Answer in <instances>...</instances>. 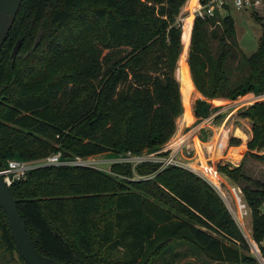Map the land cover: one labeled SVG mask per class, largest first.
<instances>
[{
	"label": "trees",
	"instance_id": "obj_1",
	"mask_svg": "<svg viewBox=\"0 0 264 264\" xmlns=\"http://www.w3.org/2000/svg\"><path fill=\"white\" fill-rule=\"evenodd\" d=\"M194 1L188 0L186 11ZM186 2L23 0L0 52V169L12 158L34 161L60 153L69 161L161 150L184 110L176 70L183 48L179 17ZM257 12L256 20L262 21ZM216 16L194 19L188 63L196 88L211 99L264 94V31L255 52H240L241 72L233 80L229 62L238 56V45L230 39L235 41L236 22L231 14ZM218 17L221 24L209 33L207 24ZM210 36L218 39L216 53ZM185 54L179 73L187 74L191 87ZM215 110L195 101L196 116ZM239 115L252 121L248 148H264V100L242 107ZM223 117L218 113L213 121ZM238 154L236 148L232 156ZM249 154L264 160V154ZM218 167L233 182H245L242 196L231 186L238 219L264 256V180L247 175L243 162ZM134 169L141 178L128 181ZM110 170L44 165L13 182L19 212L41 253L64 264H152L183 243L217 262H255L222 196L200 175L155 161L135 167L116 162ZM0 264H28L1 207Z\"/></svg>",
	"mask_w": 264,
	"mask_h": 264
},
{
	"label": "rangeland",
	"instance_id": "obj_2",
	"mask_svg": "<svg viewBox=\"0 0 264 264\" xmlns=\"http://www.w3.org/2000/svg\"><path fill=\"white\" fill-rule=\"evenodd\" d=\"M183 10H184V8L182 9V12L180 14V21L182 22L183 19H186V21L183 22V26L185 27V29L183 28V30H184L183 43H182L183 48H182V53H181L179 61H178L176 75H177V78H178L179 83H180L182 102H183V107H184L185 103L187 102V99H186V97H187L186 92L187 91L185 90L187 77L185 76V73L180 74L178 70H180L184 67V62H185L184 54H185V52L187 54V61H188L190 44H191L190 43L191 42V40H190L191 32H189V31L192 30L193 18H191V19L188 18L190 15L186 16L187 11H183ZM192 13H193V11H192ZM227 14H231L234 17L235 22H236V36L234 37L235 41H233V39H230V41H231V45L234 42L237 43L238 47L236 48V51L238 53L236 51L235 52L238 54V56L229 62L230 73H231L232 79L235 80L239 77L240 72H241V69L238 67L239 66V59L238 58L240 56V52H243V53H246L247 55H250L258 49L259 42H260L261 36L263 34V31H264L263 30L264 6H263V8H261L257 12V14L261 17L262 21L256 20L254 14H253V10H251V9H239L234 5H232L226 13H224L223 15H220V18L224 17ZM217 19L218 20L216 21L215 24H210V23L207 24V28H208L209 33H211L213 30H215L217 28L218 25L221 24L219 17ZM187 30H189V31H187ZM210 40H211V47H212L213 51L216 53L219 49L218 39L210 36ZM236 100H238L236 104H235V102H231V101H228V102H231L232 104L234 103L233 106H236L239 104L240 107H246V106L254 103L255 101L264 100V96H261L258 98L256 94H254L252 92H247V93L239 96ZM221 104H223V103H221ZM193 105H194V102H193ZM183 112H184V110H183ZM189 118L190 119H185L184 121L179 122V124H178L179 128H181V129H183L185 126L191 124L187 130H184V132L185 131H187V132L191 131L193 133L194 131H197V130H199V128L202 127V122L200 123L199 121H196V119L194 121L193 114L190 115ZM193 121H194V123H192ZM224 126H225V123H224ZM197 132H199V131H197ZM204 134L207 135V133H205V132H204ZM213 135H214L213 133L209 134L208 141L212 139ZM223 138L226 141V135L223 136L222 139ZM223 144H225V143H222V145ZM171 146H175V144H171ZM166 147H167V145L164 147L162 152H165L167 150ZM157 152L158 151L145 150L139 155L133 154L134 156L140 157V158H138V159L136 158L133 160V162H129V163H131L132 166L135 167L136 165L140 164L141 162L151 161V158H153ZM169 153H170V151H169ZM126 155H127V152L125 153L124 151H122L121 153H118V155L113 153V152H110V153H103V154L91 156L89 158L84 159V161H85V163H88L91 166H94V167H97L99 169L110 172L111 171L110 169H111V166L113 163H116V162L127 163L128 162L127 160L124 159L126 157ZM240 155H241V148H240ZM232 157L234 159H239L240 156L236 155V156H232ZM215 159H217V157H215ZM248 161H250V159H248ZM260 164L264 165V160H260ZM216 165H218V164L216 163ZM259 167L260 166H258V167L251 166L249 168L252 169V173L256 177L264 179V168L258 169ZM217 169L219 170L218 166H217ZM219 172H220V170H219ZM139 178H141V175L137 172L136 169H134L133 176L128 177V181H133V180H136ZM214 180L216 181V183L219 185V188H220V189L219 188H217V189L215 188V189L222 196L226 206L228 207L230 212L233 214V216L237 220L238 224L240 225L241 229L243 230L245 236L249 240V243H250L251 248H252L250 254L255 258V262L251 263V264H264V256L261 255V253L259 252L258 246L254 243V241L252 239V232H251V234H248V232H246L244 230L243 224H241L240 220L238 219V214H237L238 206L236 203V199H235V197L231 191V188H232L231 186L233 185L237 189L238 193L242 196V186L245 184V182H241L238 184L235 182L234 183L231 182V184H230V182H228L227 179H225V182H227V183H225V182L223 183V181L220 183L219 179L216 180V178H214ZM244 207H245V210L249 216L250 224L252 225L250 207L247 205V203L244 205ZM263 210H264V206H263ZM152 264H232V263L217 262V261L211 260V259L207 258L200 251L194 250L190 245L182 243V244H175L166 254H164L160 258L156 259Z\"/></svg>",
	"mask_w": 264,
	"mask_h": 264
},
{
	"label": "crops",
	"instance_id": "obj_3",
	"mask_svg": "<svg viewBox=\"0 0 264 264\" xmlns=\"http://www.w3.org/2000/svg\"><path fill=\"white\" fill-rule=\"evenodd\" d=\"M188 6L189 4L187 0L186 4L183 7L184 8L183 11H186L185 9L188 8ZM193 22H194V19H193ZM193 22H192V27H193ZM191 34H192V30H191ZM190 40H191V37H190ZM187 67L189 69L188 77L189 79H191V83H190L191 87H189L188 83L186 82L185 90L187 91L186 92L187 102L185 103V106L183 107L184 108L183 114L180 115L176 121V124H177L176 131L173 137L171 138V140L166 144L167 145L166 151H170V153H174L178 157L184 158L185 148L187 147V145H190L191 150H192V157L190 158V161H191V165L194 166L195 168L202 167L206 164H211L217 167L218 165H216V163L224 164V163L230 162L232 163V165H239L241 162H243L244 171L246 172L247 175L255 179L264 180L259 177H256L252 173V169L249 168L251 166H256V167L260 166L258 169L264 168V165L260 164L259 159L249 154V153H252L256 155H262L264 154V148L260 150L248 148L247 144L252 139V136H253L252 121L249 118H244L239 115L240 109L242 108L240 107L239 104L236 106H233L234 103L233 104L231 103V102H235L236 104L238 100H230L227 98H212L211 99V98L205 97L196 88L194 84L188 61H187ZM185 76L187 77V74ZM197 99H202L206 101L207 103L210 104V109L215 108L216 110L213 111L211 115L209 116H205V117L202 115L196 116L194 112V107H195V101ZM228 101H231V102H228ZM193 102H194V105H193ZM187 105L190 106V112L186 111ZM218 113H222L224 117L220 123L216 124L213 121V119ZM192 114L194 117L193 118L194 121L196 119V121H199L200 123L202 122V127L199 128V130H197L199 132L197 131H194L193 133L191 131L184 132V130H187L191 124L185 126L183 129L179 128L178 124L179 122H182L185 119H190L189 116ZM194 121L192 123H194ZM224 123H225V126H224ZM203 131L207 133V135L204 134ZM212 133L214 135L212 139L208 141V136L209 134H212ZM225 135H226V141L224 140V138L222 139V137ZM230 138H239L241 140V143L239 145H231L229 144ZM197 140H200V141H197ZM222 143H225V144L222 145ZM171 144H175V146H171ZM164 147L162 149H164ZM236 148H238L239 150L241 148V155L240 154L237 155V156H240L239 159H234L232 157V154L234 153V150ZM215 150L220 151L221 154L217 156L216 153L214 152ZM215 157H217V159H215ZM248 159H250V161H248ZM218 179L221 182L223 181V183L225 182V179L229 180L230 182H233L227 175H225L221 171L219 175H217L216 177V180Z\"/></svg>",
	"mask_w": 264,
	"mask_h": 264
},
{
	"label": "built area",
	"instance_id": "obj_4",
	"mask_svg": "<svg viewBox=\"0 0 264 264\" xmlns=\"http://www.w3.org/2000/svg\"><path fill=\"white\" fill-rule=\"evenodd\" d=\"M232 5L236 6L239 9H251L253 11H259L264 6V0H208V2L205 4L201 3V0H197L193 8L194 19L196 17L202 19L212 18L215 17L217 13L223 15L230 9ZM179 21H180V17H179ZM181 23L183 24V21ZM261 96H264V94L257 95V97H261ZM162 151L163 149L158 150L156 155L153 158H151V161L161 163V167H165L171 164L187 167L188 169L192 170L193 172L204 178L214 188L216 189L219 188L214 180V178H216L217 175H219L220 173L216 166H213L211 164H206L202 167L195 168L194 166L191 165L190 158L192 157V150L190 145H187V147L185 148L184 158H180L174 153H168L166 155H162L161 154ZM60 156H61L60 153H55L46 158L38 159L34 161H26V160L12 158L8 161V165L6 167L0 169V172L3 174L7 184L11 186L14 181L24 178L30 169H33L38 166L60 165V164L89 165L84 161V159L86 158L77 157L74 161L73 160L66 161V160H62ZM136 158L138 159L140 157L134 156L129 151L127 152V155L124 159L127 160L128 162H133V160Z\"/></svg>",
	"mask_w": 264,
	"mask_h": 264
},
{
	"label": "water",
	"instance_id": "obj_5",
	"mask_svg": "<svg viewBox=\"0 0 264 264\" xmlns=\"http://www.w3.org/2000/svg\"><path fill=\"white\" fill-rule=\"evenodd\" d=\"M23 0H0V52L16 20ZM21 39L13 47V63L20 49ZM0 207L6 214L12 237L19 252L28 264H64L61 261L41 253L35 246L19 212L18 204L10 185L0 172ZM59 236L58 233H56Z\"/></svg>",
	"mask_w": 264,
	"mask_h": 264
},
{
	"label": "bare ground",
	"instance_id": "obj_6",
	"mask_svg": "<svg viewBox=\"0 0 264 264\" xmlns=\"http://www.w3.org/2000/svg\"><path fill=\"white\" fill-rule=\"evenodd\" d=\"M196 2H197V0H195V1L192 3V5H191V7H190V9H189V12H188L189 14H187V16L190 15V16L188 17V18H190V19H191V18L194 19V15H193L192 11H193V8H194L193 6L196 4ZM184 21H186V19H183V22H184ZM183 28L185 29V27H184L183 24H182V29H183ZM187 31H189V30H187ZM189 32H191V31H189ZM183 35H184V30H183ZM258 98H259V97H258ZM195 136H196V135H195ZM195 138H196V137H195ZM197 141H200V140H197ZM215 182H216V181H215ZM217 185H218V184H217ZM218 187H219V185H218ZM238 210L240 211V208H239V207H238Z\"/></svg>",
	"mask_w": 264,
	"mask_h": 264
}]
</instances>
